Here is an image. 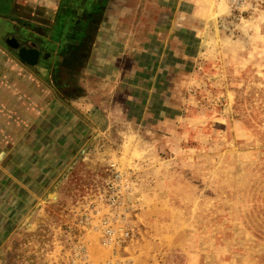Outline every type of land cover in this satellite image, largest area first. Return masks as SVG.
Returning a JSON list of instances; mask_svg holds the SVG:
<instances>
[{"label":"rangeland","instance_id":"obj_1","mask_svg":"<svg viewBox=\"0 0 264 264\" xmlns=\"http://www.w3.org/2000/svg\"><path fill=\"white\" fill-rule=\"evenodd\" d=\"M186 1L169 112L117 101L48 219L5 217L0 264H264V0Z\"/></svg>","mask_w":264,"mask_h":264},{"label":"crops","instance_id":"obj_2","mask_svg":"<svg viewBox=\"0 0 264 264\" xmlns=\"http://www.w3.org/2000/svg\"><path fill=\"white\" fill-rule=\"evenodd\" d=\"M181 1L0 0V239L5 217L17 234L48 219L61 178L117 101L129 112L158 96L150 111L169 112L159 74L172 76L193 43ZM9 35L39 51L36 65L20 61Z\"/></svg>","mask_w":264,"mask_h":264},{"label":"water","instance_id":"obj_3","mask_svg":"<svg viewBox=\"0 0 264 264\" xmlns=\"http://www.w3.org/2000/svg\"><path fill=\"white\" fill-rule=\"evenodd\" d=\"M10 45L17 52V56L23 63L27 65H36L39 57V51L34 48H26L24 46H19V43L16 39H12Z\"/></svg>","mask_w":264,"mask_h":264},{"label":"built area","instance_id":"obj_4","mask_svg":"<svg viewBox=\"0 0 264 264\" xmlns=\"http://www.w3.org/2000/svg\"><path fill=\"white\" fill-rule=\"evenodd\" d=\"M117 176L114 177L116 179ZM106 202L109 204V206H113L116 204L115 196H110L108 199H106ZM76 264H82L81 262H78Z\"/></svg>","mask_w":264,"mask_h":264},{"label":"flooded vegetation","instance_id":"obj_5","mask_svg":"<svg viewBox=\"0 0 264 264\" xmlns=\"http://www.w3.org/2000/svg\"><path fill=\"white\" fill-rule=\"evenodd\" d=\"M12 39H15V37H13L12 35H9V37H7V41H6V43L7 44H11L12 42H10ZM19 46H20V44H19Z\"/></svg>","mask_w":264,"mask_h":264}]
</instances>
